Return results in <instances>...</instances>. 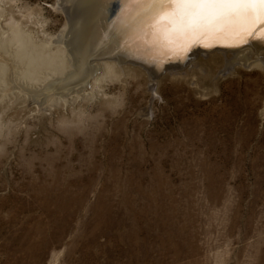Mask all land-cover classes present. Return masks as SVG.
I'll list each match as a JSON object with an SVG mask.
<instances>
[{
  "label": "rangeland",
  "instance_id": "rangeland-1",
  "mask_svg": "<svg viewBox=\"0 0 264 264\" xmlns=\"http://www.w3.org/2000/svg\"><path fill=\"white\" fill-rule=\"evenodd\" d=\"M69 3L0 0V264H126L116 234L137 227L144 264H264V46L196 49L155 74L105 58L45 90L58 70L31 82L8 38L18 25L61 67ZM99 201L112 222L94 230ZM178 229L195 251L175 261L161 239Z\"/></svg>",
  "mask_w": 264,
  "mask_h": 264
},
{
  "label": "bare ground",
  "instance_id": "bare-ground-1",
  "mask_svg": "<svg viewBox=\"0 0 264 264\" xmlns=\"http://www.w3.org/2000/svg\"><path fill=\"white\" fill-rule=\"evenodd\" d=\"M68 1H70V8L68 11L67 28L63 31L64 33L62 36L59 35L61 37L60 40L64 42L66 46V58L63 59L61 67H57L53 64L55 54L46 53L45 50H38L32 47L27 42L26 33L18 25L13 28L12 35L8 38L10 45H15L14 49L16 50V55L21 61L25 62V67L22 68V74L32 79V81L30 79L29 81H41L42 79L38 75V72H40L42 68H50L54 71L55 69L58 70V74L60 73L59 75L61 77H56V81L52 82L46 79L43 84V86L46 85V87H44L45 90L71 88L79 84V82L90 78L98 62H100L99 60L105 58L108 60L116 59L126 61L130 64H134V66L138 68L149 70L151 73L155 74V72L157 73L163 70L164 62L168 60H180V62L183 63L187 55H189V50L197 43L202 45V47L196 48L200 51L203 49L221 55H228L229 52H232L235 54L234 56H236L237 51L233 50L239 49L241 46L234 48L215 47L212 49L211 46L215 43L238 45L249 41L251 37L255 39L250 41L252 45H258L256 47L264 46L263 42L257 40V37L264 36V34L256 29H253L255 34L246 35L242 39H232L225 35L209 34L197 36L186 44L168 46L159 39H154L150 31H146L142 28L144 19L143 13L132 4L131 0ZM66 4H68V2ZM260 28H264V26L257 25V29ZM191 52L192 50L190 53ZM252 56L253 55L248 52L241 55L240 58L242 61L246 62L248 59L252 58ZM260 56H254L260 59L257 63H261V60H264L263 55ZM127 58H133V60L142 63L126 60ZM6 66L0 64V69ZM60 79L65 82L56 83L57 80ZM31 82L29 84L33 86ZM63 99L65 100L66 98L63 97ZM54 199L59 209L67 210L70 206L69 201H66L62 195H56ZM100 206L101 203L99 201L95 205L97 220L95 221L94 230L100 228L103 223L112 222L111 219H109V215H106L104 212L101 213ZM119 225L123 227V222L121 220H119ZM119 231L120 233H117L116 237L128 245L123 251L124 254L129 253V260L126 261V264H144L142 257L148 254L145 252V249L141 248L145 236L140 237V227L130 228L127 232L126 230ZM166 234V238L161 240L163 246L167 244L175 250V261L182 257L184 249L188 248L187 251H189V254L195 251L193 245L187 246L176 240L173 241L174 236L182 235L183 231L178 229L177 231H167ZM48 240L49 238L46 235L42 238L40 243L46 245ZM137 247H139V249L135 250ZM123 263L124 262H118L114 264Z\"/></svg>",
  "mask_w": 264,
  "mask_h": 264
},
{
  "label": "snow or ice",
  "instance_id": "snow-or-ice-1",
  "mask_svg": "<svg viewBox=\"0 0 264 264\" xmlns=\"http://www.w3.org/2000/svg\"><path fill=\"white\" fill-rule=\"evenodd\" d=\"M143 13L142 28L168 46L200 35L242 39L264 34V0H131Z\"/></svg>",
  "mask_w": 264,
  "mask_h": 264
},
{
  "label": "water",
  "instance_id": "water-1",
  "mask_svg": "<svg viewBox=\"0 0 264 264\" xmlns=\"http://www.w3.org/2000/svg\"><path fill=\"white\" fill-rule=\"evenodd\" d=\"M251 40H255V39L251 37L249 41H247V42H243V43L238 44V45H236V44L215 43V44H213V45L211 46V49H212V48H215V47H221V48H234V47L244 46V45L249 44ZM257 40L260 41V42H263V43H264V36H259V37H257ZM197 47L200 48V47H202V45H201L200 43H197L195 46H193V47L189 50V53H190L191 50L193 51V50L196 49ZM205 47H206V46H205ZM113 55H115V54H113ZM126 60L135 61V60H133V58H127ZM135 62H138V61H135ZM175 62H176V61L168 60V61L164 62V67H165L167 64L175 63ZM138 63H142V62H138ZM143 65H144V64H143ZM164 67H163V68H164Z\"/></svg>",
  "mask_w": 264,
  "mask_h": 264
}]
</instances>
